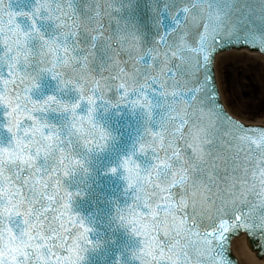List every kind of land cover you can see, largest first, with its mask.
<instances>
[{
	"label": "snow or ice",
	"instance_id": "snow-or-ice-1",
	"mask_svg": "<svg viewBox=\"0 0 264 264\" xmlns=\"http://www.w3.org/2000/svg\"><path fill=\"white\" fill-rule=\"evenodd\" d=\"M244 49L264 0H0V264L264 248V122L218 75Z\"/></svg>",
	"mask_w": 264,
	"mask_h": 264
},
{
	"label": "rangeland",
	"instance_id": "rangeland-1",
	"mask_svg": "<svg viewBox=\"0 0 264 264\" xmlns=\"http://www.w3.org/2000/svg\"><path fill=\"white\" fill-rule=\"evenodd\" d=\"M219 76L223 81L225 99H231L232 106L243 121L255 123L264 120V60L262 58L246 64H239L237 59L230 60L219 71Z\"/></svg>",
	"mask_w": 264,
	"mask_h": 264
},
{
	"label": "bare ground",
	"instance_id": "bare-ground-1",
	"mask_svg": "<svg viewBox=\"0 0 264 264\" xmlns=\"http://www.w3.org/2000/svg\"><path fill=\"white\" fill-rule=\"evenodd\" d=\"M257 58L261 59L258 53L244 49L241 50V53L236 59L239 61V64H246L247 62H252ZM242 59L244 61H242ZM262 122H264V120L256 121L252 124L257 125ZM231 251L232 255L238 261V264H264V261L261 258H258L255 255V252L249 247L244 234L234 238Z\"/></svg>",
	"mask_w": 264,
	"mask_h": 264
},
{
	"label": "water",
	"instance_id": "water-1",
	"mask_svg": "<svg viewBox=\"0 0 264 264\" xmlns=\"http://www.w3.org/2000/svg\"><path fill=\"white\" fill-rule=\"evenodd\" d=\"M248 243L256 251V255L264 259V248H261L258 242H250L249 239Z\"/></svg>",
	"mask_w": 264,
	"mask_h": 264
}]
</instances>
